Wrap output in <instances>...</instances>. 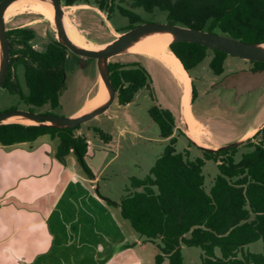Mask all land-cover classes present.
I'll return each mask as SVG.
<instances>
[{
    "label": "trees",
    "instance_id": "1",
    "mask_svg": "<svg viewBox=\"0 0 264 264\" xmlns=\"http://www.w3.org/2000/svg\"><path fill=\"white\" fill-rule=\"evenodd\" d=\"M116 1L57 0L61 6H94L105 14L107 21L117 11L128 21L117 28L118 33L148 21L134 11L140 8L146 13L164 12L167 23L246 42H264V0H212L208 5L203 0H128V6ZM5 34L10 58L0 87L17 95L19 102L31 111L33 107L47 104L51 109L57 108L68 49L55 38L42 49L33 48L35 32L26 27L6 29ZM168 48L187 74L208 54L213 57L209 66L218 73L226 56L224 52L191 42H174ZM253 62L264 67V62ZM17 67H22L25 91L17 79ZM108 68L120 105L128 104L139 88L151 82L150 74L139 62L109 61ZM191 90L194 98L192 84ZM153 109L157 110V115L152 117L161 136H169L174 128L171 111L156 105ZM80 126L2 124L0 145L32 143L41 136L57 139L55 158L63 161L68 154H73L84 173L92 177L84 161L89 139L78 131ZM92 130L104 143L112 139L110 133L98 127ZM175 142V137L168 140L145 177L130 178V188L118 202L101 195L102 198L107 204L119 207L120 216L144 243L156 246V264L164 260L167 264H184L181 246L199 248L202 264H264V148L243 159L245 165L238 170L232 147L207 150L187 139L188 146H195L201 154L190 158L187 149L176 151ZM206 161L215 163L218 170L208 190L202 173ZM259 240L261 252L245 249Z\"/></svg>",
    "mask_w": 264,
    "mask_h": 264
},
{
    "label": "rangeland",
    "instance_id": "2",
    "mask_svg": "<svg viewBox=\"0 0 264 264\" xmlns=\"http://www.w3.org/2000/svg\"><path fill=\"white\" fill-rule=\"evenodd\" d=\"M203 1L208 5L212 0ZM116 3L128 6V0H123V2L117 0ZM64 10L67 13V20L87 41L95 46L113 39L118 35L117 28L128 23L127 18L118 14L117 11L107 21L104 13L86 4L67 7ZM134 11L148 21H166L164 12L156 10L153 13H146L140 8H135ZM5 27L6 29L15 27L32 29L35 32L33 44L37 49H42L49 40L55 37L52 21L45 15L30 11V9L19 10L9 16L5 20ZM167 49L169 50L168 45ZM67 55L63 64L64 77L59 94L60 105L55 109H51L48 104L42 107H33L34 112L70 116L80 109L88 98L97 93L101 81L97 75L95 60H81L73 53ZM132 59L140 61L150 73L153 79L155 103L168 108L174 115L177 129L187 134L181 113L182 92L178 81L158 60L140 53L128 52L116 55L109 61L125 62ZM208 60L209 58L206 57L198 66L189 71L197 90V98L190 106L192 116L197 122H199V118H209L211 127H218V133L231 140L252 124L257 114L264 111V86L246 92L237 102L233 100V92L225 87H216L209 93H205L210 82L216 80L207 67ZM244 66L245 61L242 58L227 55L224 72L227 73ZM16 75L21 88L25 91L22 67H17ZM217 96L222 100L218 101ZM152 103L148 90L144 87L136 92L133 100L127 105L118 104L117 99L114 98L106 111L81 123L78 130L89 139L87 152H94L92 157L85 156L84 161L92 173L99 177L97 184L99 193L111 201L118 202L126 194L127 189L130 188L131 177L138 179L145 177L164 150L166 139L160 136L157 125L148 115V108ZM11 108L25 109L26 107L19 102L16 95L10 94L0 87V111ZM235 111L242 113V116H237ZM92 127H98L110 133L112 136L110 144L106 145L93 132ZM195 129V135L204 144L203 147L216 148L221 145L217 133H211L210 129L199 128L198 124ZM186 146L185 138L177 137L176 151L182 152ZM199 155V150L191 149L190 158ZM80 168L84 172L81 166ZM217 172L215 163L205 162L202 173L206 190ZM144 244L146 245L139 252L144 260L143 263L156 264L154 260L158 252L156 246L151 242ZM261 248L260 240L245 246V249L252 252H261ZM180 254L184 264H202L201 250L197 247L181 246ZM163 263L167 264V261L164 260Z\"/></svg>",
    "mask_w": 264,
    "mask_h": 264
},
{
    "label": "crops",
    "instance_id": "3",
    "mask_svg": "<svg viewBox=\"0 0 264 264\" xmlns=\"http://www.w3.org/2000/svg\"><path fill=\"white\" fill-rule=\"evenodd\" d=\"M56 140L0 145V264H144L146 244L102 198L98 175L71 153L57 160Z\"/></svg>",
    "mask_w": 264,
    "mask_h": 264
},
{
    "label": "water",
    "instance_id": "4",
    "mask_svg": "<svg viewBox=\"0 0 264 264\" xmlns=\"http://www.w3.org/2000/svg\"><path fill=\"white\" fill-rule=\"evenodd\" d=\"M14 1L16 0L0 1V86L7 73L10 58L9 45L5 34L6 27L4 15L8 6ZM42 1H44L51 8L53 15L52 23L55 30L54 38L68 49L67 54L73 53L81 60H87V58L95 60L97 75L107 93L106 98L100 105L90 109L89 111L80 113V108L72 115L66 117L50 113H38L26 109L11 108L3 110L0 111V125L7 123H20L15 121H7V119L10 117L20 116L24 119L33 121V124L25 125L73 128L103 113L107 110L115 98V91L111 85L109 76L110 73L108 63L110 58L116 55L128 52L130 53V47L133 43L155 33L169 34L171 39L168 43V46L174 42H191L224 52L228 55L237 56L245 60L264 62V42H246L220 33L198 30L167 22L155 21L142 22L124 32L118 33V35H116L113 39L99 45L100 48L96 49L81 47L74 44L66 34L63 14L64 9L68 6H61L57 0ZM89 6L94 7L91 5ZM81 62L82 61H80V63ZM218 85L227 89L235 88L236 95L255 90L261 86H264V69L254 71L240 70L234 72L227 75ZM234 144L235 143H231L221 148L230 147Z\"/></svg>",
    "mask_w": 264,
    "mask_h": 264
},
{
    "label": "bare ground",
    "instance_id": "5",
    "mask_svg": "<svg viewBox=\"0 0 264 264\" xmlns=\"http://www.w3.org/2000/svg\"><path fill=\"white\" fill-rule=\"evenodd\" d=\"M30 9V11L38 12L45 15L52 21L51 8L42 0H16L11 3L5 11L4 21L16 11ZM63 21L68 38L76 45L85 48H100V46L92 45L82 36L74 25L67 20V13L64 10ZM171 37L167 33H155L149 35L142 40L135 42L130 47V53H140L148 57L158 60L165 68H167L173 77L178 81L181 86V113L183 121L186 125L188 136L198 145L204 146L198 136L195 135V126L197 121L192 116L190 108L191 87L190 78L184 70L182 64L177 57L167 49V45ZM97 45V44H96ZM106 90L101 83L97 93L90 99L86 100L83 106V112L100 105L106 98ZM7 120H14L24 124H33V121L24 119L20 116H13ZM198 131V130H197ZM196 131V132H197Z\"/></svg>",
    "mask_w": 264,
    "mask_h": 264
},
{
    "label": "flooded vegetation",
    "instance_id": "6",
    "mask_svg": "<svg viewBox=\"0 0 264 264\" xmlns=\"http://www.w3.org/2000/svg\"><path fill=\"white\" fill-rule=\"evenodd\" d=\"M142 18V17H141ZM228 54H226V56L223 58L222 62H221V71L218 72V73H215L213 72V70L211 69V67L209 66L210 65V61L212 60V55L211 54H208L206 57L209 58L208 60V63H207V67L209 68V70L213 73V76L216 78V80H214L213 82H210L207 90L205 91V93H209L210 90L212 89H215L216 87H222V86H219L218 84L229 74H232L234 72H237V71H240V70H260V69H264V67L262 65H259V64H256L254 63L253 61H250V60H245V66L244 67H241L239 69H236V70H230L228 71L227 73L224 72V62L226 60V57H227ZM205 57V58H206ZM204 58V59H205ZM139 62L144 68L145 66L140 62L138 61L137 59H132V60H127L125 62ZM200 64V63H199ZM198 64V65H199ZM197 65V66H198ZM196 67V66H195ZM194 68V67H193ZM146 69V68H145ZM147 70V69H146ZM148 71V70H147ZM149 73V72H148ZM187 73V72H186ZM150 74V73H149ZM190 78V83L192 84V87H193V91H194V98H193V95H192V90H191V98H190V106L192 104H194L195 102V99L197 98V90H196V86L193 82V79L191 78L190 74H187ZM151 76V75H150ZM152 82H153V79L151 77V82L148 83V85H145L141 88H139L138 90L142 89V88H147L148 90V93H149V97L151 98V100L153 101L152 105L148 108V115L150 116V118L152 119V121L156 124L155 120L153 119L152 115H157V110H154L153 109V106L156 105V106H159L157 103H155V94H154V89L152 87ZM227 89V88H226ZM137 90V91H138ZM229 90V89H228ZM230 90L233 92L234 94V97H233V100L234 102H237L239 100V98L245 94H240V95H236V89L235 88H230ZM136 91V92H137ZM136 92L134 93L133 97L131 98L130 102L133 100ZM15 95V94H13ZM17 96V95H16ZM216 99L218 101H221L222 99L220 97H216ZM23 104V103H22ZM24 105V104H23ZM127 105V104H126ZM26 108V110H29L28 109V106L24 105ZM162 107V106H160ZM165 108V107H163ZM191 108V107H190ZM168 109V108H167ZM169 110V109H168ZM31 111V110H30ZM32 111H33V108H32ZM172 113V112H171ZM195 113V111H194ZM235 114L237 116H242V113H238L235 111ZM196 115V114H195ZM172 116H173V120H172V123H174V128H173V131L171 132V134L169 136H166V137H163L164 139H166V143L168 142V140L171 138V137H175L176 140H177V137H184L185 140L187 141V139H189L190 141H192L195 145L199 146V147H202L203 149H207V150H216V149H219L223 146H226V145H229L231 143H235L234 145L230 146L233 148V156H234V160H235V163H236V168L238 170H240L241 168H243V166L245 165V162H243L242 160L245 159L247 156L249 155H252V154H255L260 148H264V111L257 114L256 117H255V120L253 121L252 124H250L249 126H247L246 128H244L240 133H238V135H236V137L234 139H229V138H224L222 137L219 133H218V130L219 128L214 126V127H211V125L209 124V118H204V119H201V118H197L199 120V122H197L198 124V127L199 128H203V129H210L209 131L212 133L214 132L215 134L217 133L218 134V139L221 140V145H219L218 147L216 148H210V147H203V146H200L198 145L197 143H195L192 139H190V137L182 132L181 130L177 129V125H176V122H175V118H174V115L172 113ZM157 125V124H156ZM158 127V125H157ZM178 131H180V134L178 133ZM160 133V132H159ZM161 136V134H160ZM162 137V136H161ZM187 138V139H186ZM176 143V142H175ZM230 147H226V148H230ZM192 148H196L195 146H186L185 149L188 150L189 154L191 155V149ZM223 149V148H221ZM200 154V152H199ZM201 156V154L199 155Z\"/></svg>",
    "mask_w": 264,
    "mask_h": 264
},
{
    "label": "built area",
    "instance_id": "7",
    "mask_svg": "<svg viewBox=\"0 0 264 264\" xmlns=\"http://www.w3.org/2000/svg\"><path fill=\"white\" fill-rule=\"evenodd\" d=\"M33 48H36V45H32ZM88 145H87V148L89 147V140L87 141Z\"/></svg>",
    "mask_w": 264,
    "mask_h": 264
}]
</instances>
